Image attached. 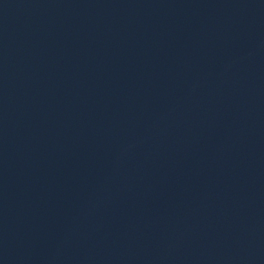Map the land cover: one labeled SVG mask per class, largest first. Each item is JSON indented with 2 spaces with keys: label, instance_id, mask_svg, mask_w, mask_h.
I'll return each mask as SVG.
<instances>
[{
  "label": "water",
  "instance_id": "95a60500",
  "mask_svg": "<svg viewBox=\"0 0 264 264\" xmlns=\"http://www.w3.org/2000/svg\"><path fill=\"white\" fill-rule=\"evenodd\" d=\"M0 264H264V0H0Z\"/></svg>",
  "mask_w": 264,
  "mask_h": 264
}]
</instances>
